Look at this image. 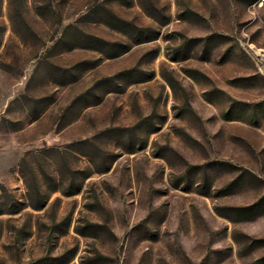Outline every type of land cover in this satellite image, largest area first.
I'll list each match as a JSON object with an SVG mask.
<instances>
[{"label":"rangeland","instance_id":"374dc122","mask_svg":"<svg viewBox=\"0 0 264 264\" xmlns=\"http://www.w3.org/2000/svg\"><path fill=\"white\" fill-rule=\"evenodd\" d=\"M0 264H264V0H0Z\"/></svg>","mask_w":264,"mask_h":264}]
</instances>
